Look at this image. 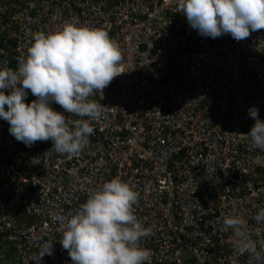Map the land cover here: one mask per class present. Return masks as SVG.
Returning <instances> with one entry per match:
<instances>
[{
  "label": "built area",
  "instance_id": "built-area-1",
  "mask_svg": "<svg viewBox=\"0 0 264 264\" xmlns=\"http://www.w3.org/2000/svg\"><path fill=\"white\" fill-rule=\"evenodd\" d=\"M73 19L110 34L124 73L90 97L106 116L75 155L27 147L0 119V264H35L45 242L43 264H71L61 217L117 177L139 194L150 264H253L221 224L235 207L254 226L264 208V153L247 138L249 108L264 120V29L201 36L178 0H0V66L16 69L35 33Z\"/></svg>",
  "mask_w": 264,
  "mask_h": 264
},
{
  "label": "clouds",
  "instance_id": "clouds-1",
  "mask_svg": "<svg viewBox=\"0 0 264 264\" xmlns=\"http://www.w3.org/2000/svg\"><path fill=\"white\" fill-rule=\"evenodd\" d=\"M178 8L204 37L230 34L241 41L264 29V0H178ZM121 62L119 45L102 28L73 19L54 32H37L16 69L0 66V119L27 147L51 140L57 153L75 155L94 135V122L106 116V109L90 97L124 73ZM29 93L36 97L31 103ZM248 114L255 120L247 133L250 147L264 153V120L255 106ZM138 200L132 183L117 177L91 193L70 218L61 217L60 242L71 264H150L151 250L141 241L151 229L134 214ZM250 219L254 226L234 207L222 217L221 231L231 232L236 250L253 264H264V208ZM54 243H43L30 261L43 264L45 256L53 255Z\"/></svg>",
  "mask_w": 264,
  "mask_h": 264
}]
</instances>
